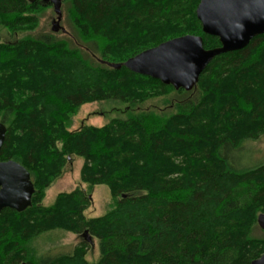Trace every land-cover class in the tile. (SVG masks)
<instances>
[{"label":"trees","instance_id":"16d2710c","mask_svg":"<svg viewBox=\"0 0 264 264\" xmlns=\"http://www.w3.org/2000/svg\"><path fill=\"white\" fill-rule=\"evenodd\" d=\"M199 1L62 0L85 45L54 35L0 43V161L24 167L34 187L28 209L0 213V264H90L85 241L37 255L31 241L54 230L95 239V264H251L264 253V237L252 236L264 163L239 166L264 135V34L214 58L189 92L113 68L186 35L219 47L202 33ZM49 6L0 0V27L31 32ZM103 101L124 105V116L70 130L80 107ZM72 157L83 161L82 184L109 190L100 217H85L91 192L80 188L42 205Z\"/></svg>","mask_w":264,"mask_h":264},{"label":"water","instance_id":"95a60500","mask_svg":"<svg viewBox=\"0 0 264 264\" xmlns=\"http://www.w3.org/2000/svg\"><path fill=\"white\" fill-rule=\"evenodd\" d=\"M62 0H41L58 10ZM195 16L202 33L218 38L220 46L204 49L200 36L186 35L166 41L127 59L121 65L133 74L149 77L174 90L191 91L199 76L216 57L243 50L254 38L264 34V0H200ZM6 128L0 122V151ZM34 187L27 170L14 161H0V213L9 209L22 213L31 206ZM264 232V214L257 217ZM90 245L91 237L81 236ZM251 264H264V253Z\"/></svg>","mask_w":264,"mask_h":264},{"label":"rangeland","instance_id":"374dc122","mask_svg":"<svg viewBox=\"0 0 264 264\" xmlns=\"http://www.w3.org/2000/svg\"><path fill=\"white\" fill-rule=\"evenodd\" d=\"M37 22L34 30L25 33H10L7 29L0 27V43H10L27 36L54 35L58 38L68 40L77 47L85 45V41L76 35V31L71 24V16L65 4L60 5L58 10L51 5L40 10L37 14ZM170 98L173 92L168 94ZM167 99V97L165 98ZM163 104V99H159ZM161 103V104H162ZM159 104V103H158ZM169 106H165L168 109ZM125 106L113 102H96L80 107L77 114L71 119L70 130L75 131L83 125L100 128L106 125L111 119L124 116ZM247 154L241 157L239 166H254L264 163V135L258 140L245 145ZM83 164L81 158L72 157L64 166L61 175L55 179L45 190L42 205L51 206L56 197L61 193H70L76 188L85 192H91V206L85 210L86 218H97L102 216L111 205L109 190L105 186L89 188L80 181V169ZM252 236L258 239L264 237L258 226L252 231ZM85 241L88 245L85 260L90 264H95L99 260L97 241L91 240L92 245L84 240L81 235L54 230L43 233L31 241V246L37 255L53 257L60 254H71L74 249Z\"/></svg>","mask_w":264,"mask_h":264}]
</instances>
